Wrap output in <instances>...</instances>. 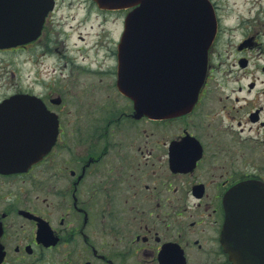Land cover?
Listing matches in <instances>:
<instances>
[{
    "label": "flooded vegetation",
    "instance_id": "1",
    "mask_svg": "<svg viewBox=\"0 0 264 264\" xmlns=\"http://www.w3.org/2000/svg\"><path fill=\"white\" fill-rule=\"evenodd\" d=\"M208 1L218 24L208 74L192 109L179 115L136 116L131 99L117 89V43L103 42V27L87 49L74 47L92 56L79 63L89 73L82 90L81 82L55 69L39 76L35 50L63 22L59 0L36 40L0 47L1 68L4 55L12 61L26 54L33 69L30 82L0 75V104L21 94L38 97L58 126L50 149L27 169L0 172V264H231L220 244L223 198L237 183H264V79L242 81L248 51L264 42L239 21L227 26L229 0ZM85 2L76 24L90 14L102 21L113 15ZM235 32L244 35L223 60L219 49ZM229 58L242 74L217 70ZM65 60L61 69L77 67L73 56ZM259 67L264 75V59ZM85 92L98 108L84 107ZM40 110L29 108V128L41 129L29 134L34 153L51 135L42 129L52 119L35 115Z\"/></svg>",
    "mask_w": 264,
    "mask_h": 264
},
{
    "label": "water",
    "instance_id": "2",
    "mask_svg": "<svg viewBox=\"0 0 264 264\" xmlns=\"http://www.w3.org/2000/svg\"><path fill=\"white\" fill-rule=\"evenodd\" d=\"M142 1H144L142 6L128 18L126 23V43H140L138 39H143L152 29L156 33L171 34L175 31L179 33V39L175 43V50L178 52L176 62L156 59L152 63L143 64L141 58L137 64L144 72L139 74L134 82L136 84L134 90H143V82L145 83L146 80L149 95L146 98L140 95L133 98L138 107L141 104L143 107L144 104V107H148L149 115H153V111L157 109L152 110L151 107L157 108V101L161 99L157 98V92L172 90V86H176L177 91H182L185 86H189L191 92L196 91L194 86L198 83L195 79L201 78L204 72L206 50L214 33V20L209 15L197 17L187 11L182 12L183 9L191 10L192 4L189 0L177 4L165 0ZM2 7L5 11L31 12L27 0H0V10ZM165 9H169V12H164L162 17ZM126 63L130 66L133 62ZM171 70H174L175 78ZM123 71H126V64L123 66ZM18 99L20 102H28L27 97ZM18 99L11 100V103H15ZM164 99L172 98L166 96ZM143 100H147V103ZM171 104H165V107L169 108ZM6 106L11 107L12 104H5L2 108ZM35 106L41 107L42 104L36 101ZM5 113L0 112V117ZM8 114L14 115V113ZM8 126V128H0V146L3 150L15 153L17 144L12 131L14 128ZM4 132L7 134L3 135ZM6 163L7 160L0 161V165ZM233 189L227 195V222L223 230L225 250L229 253L232 264H264V185L250 183L248 186H236Z\"/></svg>",
    "mask_w": 264,
    "mask_h": 264
},
{
    "label": "rangeland",
    "instance_id": "3",
    "mask_svg": "<svg viewBox=\"0 0 264 264\" xmlns=\"http://www.w3.org/2000/svg\"><path fill=\"white\" fill-rule=\"evenodd\" d=\"M59 1L61 2L60 17H62L63 22L53 29L54 33L53 31L50 32L42 46L36 47L35 58L37 65H35V72L41 77H46L51 69L61 71V73H64L65 78L69 81L73 83L81 82L80 87L77 90H82V86H84V83L87 80L85 73H89L86 71L85 73L81 72V65H79V63H86L87 60L89 61L92 56L91 52L84 53L82 51H75L74 47L77 44H89L92 42L94 40L96 31L100 27L104 28L106 35L103 42L107 41V43H112L116 39L122 27L123 18L120 17L119 13H117L114 17L110 16L105 21H102L98 17H95V15L90 14L85 19V21L83 20V22L80 24H76L77 20L83 18L82 14H84L86 11L85 6L87 3L85 0H64V2L63 0ZM229 6L231 7L228 9V12H226L227 19L225 20V23L228 24L227 26H232L234 23L239 21L243 30L246 31V34H258L257 38L264 42V0H229ZM71 30L73 31V34L67 36L66 32ZM55 34H60L62 36L60 40L55 37ZM241 35L236 34V36L233 37V42H227L226 46H224L225 42H223V45H221L219 49V51L224 56L223 60L226 59L225 54L230 51V46L235 47L239 42L238 40ZM79 37H82V39H79ZM57 40H59L57 44H63L64 47V49L62 48V50H64V54L60 58L62 62H59L60 65L57 63L59 60V54L54 52V44ZM43 47L45 48V51H43ZM46 52L47 56L43 55ZM32 53L30 55H32ZM70 55L74 57L77 67L70 69L68 66L64 69H61L62 65H65L67 62L65 57H69ZM234 55L236 54L234 53ZM27 56L28 55L26 54H20L18 57H13L12 61H8L10 57L4 55L3 62H1L2 68L0 67V75H4V80H6L7 75L14 73L16 75H23L25 81L30 82L33 69H28L29 66L25 62V59H23ZM247 56L250 58V65L249 68L243 72V75H246L247 78L243 79L242 81L244 84H247L250 81H255L258 83L257 79L259 81L264 79L263 72L259 67V64L264 59V47H261L260 49L259 47H256L254 52L248 51ZM228 61L229 62L224 61L221 65H219L217 70H224L223 75L228 71V73L231 75L242 74V71H236L235 66H230V58ZM87 69H89V72L91 71L90 68ZM232 69L233 71H231ZM215 73L217 75H222V72ZM66 100L69 101L70 107H77L74 99L67 96ZM92 101L93 99L85 92L84 107L98 108L97 103L93 104Z\"/></svg>",
    "mask_w": 264,
    "mask_h": 264
}]
</instances>
